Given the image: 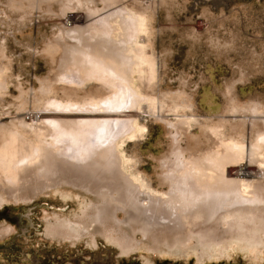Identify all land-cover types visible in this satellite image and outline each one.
Returning a JSON list of instances; mask_svg holds the SVG:
<instances>
[{"label": "rangeland", "instance_id": "1", "mask_svg": "<svg viewBox=\"0 0 264 264\" xmlns=\"http://www.w3.org/2000/svg\"><path fill=\"white\" fill-rule=\"evenodd\" d=\"M105 1L69 0L65 4L68 6L66 13H61L62 1H54L49 9L45 4L29 8L28 3L16 8L12 0H0V81L3 83L0 88V129L17 124L27 140L36 142L34 128L39 129L51 120L131 121L134 131L119 138L116 148L120 168L140 187L143 203L151 194L171 199L178 205L191 206L187 195L177 190L183 185L175 183V179L183 175L184 169L188 170L190 163L198 160L204 151L219 145L214 131H221L225 140L233 134L234 125L241 127L240 123L245 121V146L250 143L253 113L231 112L229 99L232 97L239 106L258 102L264 108V0L116 2L114 6L122 4L140 16L142 29L138 32V41L144 46L145 58L155 63L154 77L149 76L147 61L140 66L134 65L128 77L139 101L120 110L85 107L84 103H96L109 95V88L96 79L83 82L54 80L61 55L53 57L46 50L50 40L65 35L67 28L63 22L68 14L80 16L84 21L77 25L81 27L103 15ZM50 80L53 82L50 95L56 101L70 102L74 107H45L46 96L40 88L42 82ZM257 116L264 118V109ZM182 121L189 123L182 125ZM262 149L261 156L264 157V144ZM242 165L258 174L240 176V179L250 184L264 181V162H249L247 158L238 164H228L227 177L233 178L229 173ZM175 184L180 187H174ZM247 189L252 190V186ZM101 201L102 196L70 183L58 184L25 199L8 196L0 187V207L8 208L11 213L31 211L33 224L39 226L33 231V238L40 241L38 233L49 223L76 224ZM116 215L123 221L121 232L106 234L81 222L79 227L73 225L81 234L87 231L79 239L80 248L94 237L98 242L108 240L119 247L115 238L125 235L133 243V251L125 252L128 253L124 257L126 260L167 259L172 264H264V241L250 247L247 241L228 237L223 244L214 243L202 249L196 239L191 238L187 241L190 246L185 249L184 243V246L157 243L139 231L133 232L122 209H118ZM107 243L110 244L107 248L111 262H114L119 253L114 245ZM147 249H159L163 253ZM99 251L106 253L99 248L95 252Z\"/></svg>", "mask_w": 264, "mask_h": 264}, {"label": "bare ground", "instance_id": "2", "mask_svg": "<svg viewBox=\"0 0 264 264\" xmlns=\"http://www.w3.org/2000/svg\"><path fill=\"white\" fill-rule=\"evenodd\" d=\"M54 1H62L61 13H66L68 6L65 4L69 0H12V3L16 8L27 6L25 3H28L29 8L45 4L51 9ZM118 1L106 0L103 15L81 27L77 24H82L84 20L81 21L80 16L75 14H68L63 22L67 28L65 35L50 40L46 47L53 57L61 55L59 71L54 80L83 82L96 79L109 88V95L96 103H84L85 107L103 106L108 110H120L123 106H134L139 97L130 87L129 72L135 64L140 66L147 61L149 76L155 75V63L145 58L144 46L138 41L142 20L122 2L114 6ZM52 86L51 80L44 81L40 88L46 96V108L75 106L70 102L56 101L50 95ZM1 87L3 83L0 81ZM231 91L229 87L228 92ZM228 104L231 112L253 113L250 143L245 146V121L240 123L241 127L234 125L233 134L225 140L221 131H214L219 145L204 151L198 160L190 163L188 170L184 169L183 175L175 179V183L183 185V188L178 184L174 187H180L177 190L187 195L191 206L178 205L171 199L151 194H148L147 202L143 203L140 187L120 168L116 148L119 138L131 135L134 131L131 121L51 120V123L39 129L34 128L36 142L27 140L17 124L7 129L1 127L0 187L8 196H21L23 199L61 183H70L86 192L100 195L101 203L95 204L80 222L84 226L101 229L106 234L121 232L123 221L117 218L116 211L122 209L127 214L125 221L131 230L143 233L153 242L174 246L184 243L185 246H182L185 248L190 246L187 241L194 238L203 249L231 237L236 241H247L252 247L264 241V181L250 184L240 179V176L258 174L256 170L243 165L229 173L233 178L227 177L226 169L228 164H238L244 158L249 162H264L261 156L264 118L262 120L257 116L264 108L254 101L236 105L232 97ZM188 123L181 122L182 125ZM250 186L252 190L247 189ZM115 239L123 252L133 249V243L128 241L130 238L127 236Z\"/></svg>", "mask_w": 264, "mask_h": 264}, {"label": "flooded vegetation", "instance_id": "3", "mask_svg": "<svg viewBox=\"0 0 264 264\" xmlns=\"http://www.w3.org/2000/svg\"><path fill=\"white\" fill-rule=\"evenodd\" d=\"M30 213L31 211L28 210L26 213L15 211L11 213L8 208L0 207V222H4L0 223V264H172L167 259H147L145 262L133 258L126 260L124 257L129 252H122L123 250L106 239L105 242H98L95 237L86 241L84 248H80L78 242L83 234L73 227V225L79 227L80 220L76 224L56 221L49 223L38 233L40 241L33 238V231L39 226L33 224ZM66 239L67 241H64ZM107 242L114 245L119 253L114 262H111L109 256L111 253L107 248L110 244ZM97 248L105 250L106 253L95 252ZM147 250L163 253L161 250ZM166 254L172 255V253ZM174 254L179 255V253Z\"/></svg>", "mask_w": 264, "mask_h": 264}]
</instances>
